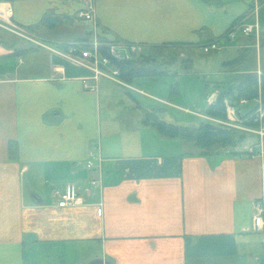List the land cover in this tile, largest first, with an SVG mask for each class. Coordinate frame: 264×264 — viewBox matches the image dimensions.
<instances>
[{
    "label": "crops",
    "instance_id": "0c3cea01",
    "mask_svg": "<svg viewBox=\"0 0 264 264\" xmlns=\"http://www.w3.org/2000/svg\"><path fill=\"white\" fill-rule=\"evenodd\" d=\"M0 1L11 6L12 19L21 26L36 24L46 14L73 17L66 25L41 27L51 46L89 31L91 41L101 35L121 42L120 51L124 43L147 50L181 44L183 51L220 37L240 17L254 18V7L258 22L264 21V0H92L91 21L76 16L85 0ZM221 39L226 38L218 44ZM251 46L241 34L237 55ZM40 49L46 62L32 73L23 67V53L9 55L12 50L0 43V264H89L97 258L108 264H245L264 259V224L253 228L254 203L264 205V137L256 136L243 149L209 155H200L198 148L153 153L142 142H122V129L140 130L144 124L143 107L129 92L137 89L103 76L94 80L87 69L46 48L34 51ZM162 51L163 56L168 52ZM258 55L250 64L264 61V47ZM170 60L183 68L194 65L189 57ZM223 70L227 81L231 73ZM83 78L95 88H83ZM10 140L17 143L15 159L9 156ZM91 153L95 158L88 169ZM92 177L97 178L94 185ZM69 182L78 189L80 203L59 208L54 190Z\"/></svg>",
    "mask_w": 264,
    "mask_h": 264
},
{
    "label": "trees",
    "instance_id": "16d2710c",
    "mask_svg": "<svg viewBox=\"0 0 264 264\" xmlns=\"http://www.w3.org/2000/svg\"><path fill=\"white\" fill-rule=\"evenodd\" d=\"M260 1L263 0H258V2ZM239 19H241V17L236 19L220 37L206 40L201 42L202 44L199 43L195 44L194 46L202 48V45L206 42L218 40L222 37L224 38L225 34L240 21ZM69 20L75 19L65 15L46 14L38 23L22 27L29 36L34 37L41 42H43V40L44 42H47L48 39L41 34V27L45 24L66 25L68 24ZM90 34L91 32L87 31L82 37L68 42H55L54 46L60 49H66L69 44L81 48L88 47L93 41L90 39ZM246 36L250 42L254 40L253 34ZM23 39L24 38L16 34L0 28V43L6 49L12 50L9 52V55L18 57L22 55V53L30 50H36L41 47L37 44L31 42L29 43V41H27L29 44L25 47H18L17 44H19V42ZM96 41L99 45V53L102 56L109 57L111 65L118 69L119 78L128 83H131L135 78L141 76H162L171 74L172 70L170 68L172 61L170 59L175 57H169V54H173L172 52L178 53V51H180L179 49L182 47L181 44H174L173 46L148 47V50L151 52L157 50L156 52L160 56L165 54L164 51H162L164 48H167V50H172V52H167L165 55L170 58L167 62L163 59V57L157 59L154 58L153 53L143 52L142 48H139L138 51L133 52L128 59H117L110 55L108 44H120L121 42L108 40L101 35L96 37ZM252 49L253 48L251 47H247L233 59L224 61L222 63L223 67L227 68L231 74L227 81L222 82V84L217 83L216 87H218L217 89L219 92L216 95L214 101L207 105L204 114L217 119H226L227 104L236 108L238 104L256 100V106L248 112L242 113V111H239L240 117L245 118L254 112L259 102L264 103V62L261 63L259 77H257L255 72L254 64L248 65V62H245L246 57ZM160 52H163L164 54H160ZM189 59L191 58L189 57ZM183 66L184 68L189 67L190 64H183ZM175 87L176 84L171 85L170 93H172V91L176 92ZM141 120L145 125L155 128L160 134L164 136L176 137L192 142L198 148L200 155H209L214 152L232 149L236 147L237 143L245 137V133L237 128L229 127L224 124L206 119L201 120L197 126L192 128L187 126H178L159 119L154 109L147 110L142 108ZM245 124H247V122H245ZM8 151L11 159H15L17 157L18 147L14 140L9 141Z\"/></svg>",
    "mask_w": 264,
    "mask_h": 264
},
{
    "label": "rangeland",
    "instance_id": "374dc122",
    "mask_svg": "<svg viewBox=\"0 0 264 264\" xmlns=\"http://www.w3.org/2000/svg\"><path fill=\"white\" fill-rule=\"evenodd\" d=\"M262 13L264 15V8L262 10ZM247 22L251 24L254 23V18L247 20ZM76 24L82 25V23L80 22H75L73 26H75ZM258 24L260 33L257 36V39L256 37H254V40L250 42V44H252L251 48L253 49L250 50L251 52L245 59V62H248V65H250L251 61L253 60V55H255V53L257 57H259V53L262 54V49L264 47V21L260 20V23L258 22ZM240 36V31H237L236 35L233 38H230L228 40L221 39V42L218 44L219 49L209 52H204L202 48L197 46H194L192 48H182L183 51H178V53L172 52V50H168V52L173 53L169 54V57L174 56L175 58L180 59L182 57L187 58L189 56L192 59L194 65L190 66V68L186 70L182 67V65L175 64L170 68L172 70L171 74L162 76L137 77L131 82V86L136 88L137 90H141L142 93H139L137 90L133 89H130L129 92H131L132 95L141 103V106L143 108L147 110L154 109L159 119L165 120L166 122H170L178 126H187L190 128L197 126L198 123L203 120V118L202 116L195 115L190 111L204 113L207 107L208 95L213 89V94L216 98V95L219 92V90L217 89L218 87H216L217 83L222 84V82L228 78V73L223 70L224 67L222 66V62L224 59L222 58H224V56H228L229 58L235 57L237 55L236 42L238 37ZM45 43L50 44L51 42ZM19 44L25 47L29 43L27 42V40L23 39L19 42ZM225 45H232L233 47L223 48V46ZM142 51L153 53L154 58L157 59L165 57L163 55H158L156 52L157 50L151 52L143 48ZM181 53L184 54L181 55ZM250 56L251 58L249 59ZM22 58L25 62V64H23V67L26 68V70L31 71L32 73H37V71L42 70L40 68L45 65L46 53H44V51L41 49L38 51L30 50L23 53ZM262 59L264 60V55ZM263 62L264 61L259 60L258 65L255 62L256 64H254V68L256 74L261 69L260 66ZM103 80L101 81L103 82ZM172 84H176V92L172 91V93H170ZM117 86L118 85H116V87ZM119 88L121 87L119 86ZM150 94H153L156 97L162 98L169 102H160L154 100L153 98L148 96ZM256 104V100L238 104L236 106V110L242 111V113H246L254 108ZM185 109H188L189 111H185ZM203 116H206V120L213 121L207 118L211 116H208L206 114H203ZM119 136H122V142H142L143 145H146L143 147V149H147L149 152L153 153L169 149H173L174 151L197 149V147L190 141L182 140L176 137L164 136L160 134L155 128L144 124H142L140 130L135 129L127 131L125 129H122ZM161 140H166L165 142L167 143H162ZM257 140L258 139L255 135L251 133H245V137L237 143V147L239 149H243V147L248 145V143H250L251 141L256 142Z\"/></svg>",
    "mask_w": 264,
    "mask_h": 264
},
{
    "label": "built area",
    "instance_id": "2783aa9c",
    "mask_svg": "<svg viewBox=\"0 0 264 264\" xmlns=\"http://www.w3.org/2000/svg\"><path fill=\"white\" fill-rule=\"evenodd\" d=\"M86 6L83 9L77 11V17L84 20H93V4L92 0H85ZM251 15L254 16V23H248L244 20L238 22L233 26L226 34L227 39L233 38L237 31H240L243 35L253 34L254 37L259 35V24L257 22L256 8L251 10ZM0 28L7 30L13 34H16L26 40H29L39 46L47 48L53 54L61 57L64 60L71 62L77 66H81L87 69L92 79L97 80L100 76L112 79L118 83L124 84L122 79L118 76V69L111 65L109 57L102 56L98 51V42L93 40L88 47H77L75 45L69 44L66 49H60L54 46H49L44 44L35 38L29 36L25 29L19 24L12 20V8L7 2L0 1ZM110 55L117 59H128L133 52H136L139 47L135 44H121V51L117 48L115 44H108ZM219 49L217 41H210L202 45V50L204 52H209L212 50ZM260 71L257 73L259 77ZM83 88L93 89L94 85H89L86 78H83L82 82ZM215 99V95L212 94L209 101L212 102ZM251 116V117H250ZM258 117V118H257ZM217 123L224 124L229 127L237 128L243 132L251 133L258 136L259 139L264 137V103L259 102L256 109L248 117L241 118L237 115L235 108L229 104L226 105V119H217L207 117ZM247 122V124H245ZM248 152H254V146L248 147ZM94 154H90L87 160L86 166L88 169L93 168ZM99 157L97 156V159ZM97 182L96 177L90 179V184L94 185ZM54 194L57 197L56 206L59 208L66 207L68 205H75L80 203V197L78 196V189L73 183H67L62 190L55 189ZM255 213L253 216V228L260 229L263 222L264 215V205L262 202L257 201L254 203ZM98 214L102 213L101 208L97 211ZM245 264H264V259L256 258L253 261L246 262Z\"/></svg>",
    "mask_w": 264,
    "mask_h": 264
},
{
    "label": "water",
    "instance_id": "95a60500",
    "mask_svg": "<svg viewBox=\"0 0 264 264\" xmlns=\"http://www.w3.org/2000/svg\"><path fill=\"white\" fill-rule=\"evenodd\" d=\"M89 264H108L107 262H105L103 259L101 258H97L91 262H89Z\"/></svg>",
    "mask_w": 264,
    "mask_h": 264
}]
</instances>
